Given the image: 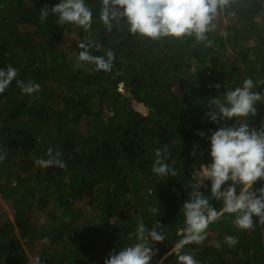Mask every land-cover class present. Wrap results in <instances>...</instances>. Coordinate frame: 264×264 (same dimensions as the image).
I'll use <instances>...</instances> for the list:
<instances>
[{
  "label": "trees",
  "instance_id": "16d2710c",
  "mask_svg": "<svg viewBox=\"0 0 264 264\" xmlns=\"http://www.w3.org/2000/svg\"><path fill=\"white\" fill-rule=\"evenodd\" d=\"M59 2L0 0V69H18L0 94V154L7 153L0 162V264H104L110 252L138 242L140 223L149 230L159 223L165 236L152 242L154 264H179L177 252L199 264H264V224L253 217L254 228L241 230L227 213L209 225L202 243L169 255L182 239L181 208L194 193L191 172L211 163L210 141L198 135L218 128L204 115L209 100H223L245 78L264 80L258 22L264 0H232L219 13L230 20L226 30L216 26L208 34L212 47L194 38L132 35L123 19L109 32L100 20L102 0H86L93 13L88 29L59 25L51 12L41 23L39 10ZM73 37L80 39L76 51L66 47ZM80 44L90 45L94 56L111 49V70L96 72L94 64L79 61ZM17 80L34 81L40 91L26 95ZM256 107L255 116L242 118L250 128L264 121V105ZM49 147L61 153L66 168L35 166V158H48ZM157 148L167 149L175 177L152 172ZM201 193L211 195L210 189ZM83 200L85 214L74 207ZM209 203L222 207L215 199ZM225 236L238 243H225Z\"/></svg>",
  "mask_w": 264,
  "mask_h": 264
},
{
  "label": "clouds",
  "instance_id": "9594fccd",
  "mask_svg": "<svg viewBox=\"0 0 264 264\" xmlns=\"http://www.w3.org/2000/svg\"><path fill=\"white\" fill-rule=\"evenodd\" d=\"M232 0H102L100 20L107 31H111L113 21L123 19L128 25V32L159 41L163 38H194L196 43L212 47L213 40L208 36L213 32L218 14L228 8ZM58 16V24H75L88 29L92 24L93 13L87 6L86 0H60L58 4L49 8L47 5L39 10L40 22H45L49 14ZM90 45L80 44L79 61L95 65L94 71L108 72L112 68L114 53L111 49L106 56H94L89 52ZM18 69L11 65L0 69V94H2L16 79ZM21 92L31 96L40 91V85L29 80L16 81ZM121 85V84H120ZM257 85L264 86V80L254 82L252 78H245L241 85L224 93V99L213 97L208 102L205 118L218 125L216 130L209 129L210 135L201 131L198 135L210 141L211 163L201 164L193 171V188L191 198L183 203L181 211L184 216V227L178 231L182 237L173 252L189 244H200L207 238L209 225L218 221L223 214H234L233 224L241 230L254 228L253 217L258 218L259 224H264V185L255 189L257 181H264V121L259 128H250L242 118H250L257 114L256 105H264V90L254 91ZM213 87L219 89L220 84ZM125 88V87H124ZM126 89V88H125ZM147 110L143 105L139 109ZM230 126L227 121L233 120ZM198 145H193L190 155L196 154ZM167 149L157 148L152 172L160 177H175L177 172L165 162ZM7 153L0 154L3 162ZM47 159L35 158L34 164L38 168L58 167L66 168L61 159V153L49 147ZM210 181V197L203 191H198L204 182ZM231 182V183H228ZM239 188V191L237 189ZM210 199L222 202L217 210L210 203ZM158 213V209H157ZM156 224L149 230L144 223L137 228L136 243L109 253L104 264H154L152 259L157 255L152 242H162L165 236ZM224 242L230 245L238 243L233 236H225ZM45 243H48L45 238ZM219 247V243L216 245ZM179 264H199L190 254H179ZM164 263V259L161 261ZM159 262V263H161ZM158 264V263H157Z\"/></svg>",
  "mask_w": 264,
  "mask_h": 264
},
{
  "label": "rangeland",
  "instance_id": "374dc122",
  "mask_svg": "<svg viewBox=\"0 0 264 264\" xmlns=\"http://www.w3.org/2000/svg\"><path fill=\"white\" fill-rule=\"evenodd\" d=\"M229 22H230V20H229V18L227 17V16H224V15H222V14H218V16H217V18H216V20H215V25L221 30V31H225L226 30V27H227V25L229 24ZM258 22L259 23H261V29H263V27H264V21H263V18L262 19H258ZM78 40H80V39H77L76 37H73V38H70L68 41H67V45H66V47H67V49L68 50H73V51H76L78 48H77V45H78V43H79V41ZM254 43H253V41H250L249 42V44L248 45H253ZM229 53V52H228ZM122 85H124V84H121L120 86H119V90L123 93V94H125V95H127V96H130V94H129V91L128 90H126L125 88H123L122 87ZM125 86V85H124ZM141 110L143 111V108H141ZM145 114H147V116L149 115V112H148V109L147 110H144L143 111ZM88 201V200H87ZM86 200H83V201H79V202H75V205H74V207L76 208V209H80L84 214L86 213V211H88V207H87V202ZM7 204H4V206H6ZM8 210H10V209H8ZM11 211V210H10ZM36 214V211H34V215ZM9 217H11V215L9 216ZM38 217V216H37ZM42 218V216H40V219ZM12 220V219H11ZM17 234H18V231L16 232ZM30 254V253H29ZM31 257H33L32 255H30ZM32 259V258H31ZM32 261H33V259H32ZM158 264H164L163 262H161V263H158Z\"/></svg>",
  "mask_w": 264,
  "mask_h": 264
},
{
  "label": "built area",
  "instance_id": "2783aa9c",
  "mask_svg": "<svg viewBox=\"0 0 264 264\" xmlns=\"http://www.w3.org/2000/svg\"><path fill=\"white\" fill-rule=\"evenodd\" d=\"M196 169H199V168H196ZM193 171H195V170H193ZM193 171L191 172V182H192V185L194 184V181H193ZM209 182L210 181H205L204 182V184H205V186H201V187H199L198 189H196V190H198V191H203V190H206V189H208V187H209ZM195 191V189L193 188V192Z\"/></svg>",
  "mask_w": 264,
  "mask_h": 264
},
{
  "label": "water",
  "instance_id": "95a60500",
  "mask_svg": "<svg viewBox=\"0 0 264 264\" xmlns=\"http://www.w3.org/2000/svg\"><path fill=\"white\" fill-rule=\"evenodd\" d=\"M133 104L135 107L139 108V105L136 102H134Z\"/></svg>",
  "mask_w": 264,
  "mask_h": 264
}]
</instances>
